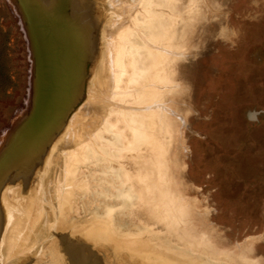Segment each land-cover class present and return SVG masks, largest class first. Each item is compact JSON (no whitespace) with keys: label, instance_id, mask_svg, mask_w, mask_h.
I'll list each match as a JSON object with an SVG mask.
<instances>
[{"label":"rangeland","instance_id":"obj_1","mask_svg":"<svg viewBox=\"0 0 264 264\" xmlns=\"http://www.w3.org/2000/svg\"><path fill=\"white\" fill-rule=\"evenodd\" d=\"M39 1L0 0V264H264V0ZM32 14L87 62L45 132Z\"/></svg>","mask_w":264,"mask_h":264},{"label":"water","instance_id":"obj_2","mask_svg":"<svg viewBox=\"0 0 264 264\" xmlns=\"http://www.w3.org/2000/svg\"><path fill=\"white\" fill-rule=\"evenodd\" d=\"M39 2L44 7L43 10H45V12H49L48 9H46L45 2L43 0H40ZM63 6H64V4L61 1V8ZM16 8H18L17 3H16ZM68 13H69V9H68ZM33 16H35V18H33L32 23L29 24L30 25V27H29L30 33L33 37V47L35 46V49H37V51L39 52L40 55L43 54L41 56V60L43 61L44 70L46 73H48L49 77L52 76L51 85H45L44 88L42 87L43 86V80H40L42 85L39 88V93H37V95H39V97H41V99H42L40 106L42 107L43 105H45V106L48 105L50 107V109L53 110V112L50 115H48L49 119H48L47 125L43 131V132H45V131H47V129H49V128L53 127L55 124H57V121H58L57 119H61L63 114H64V117H66L69 109L73 106L74 102L79 97L80 90H81V87L83 84V80L86 76L85 67H86L87 62L82 64V72L80 73L81 76L79 75V71L77 69L78 67H76L75 63H74V66H72V67L65 64V66H63L64 69H61V68H60V70L57 69L55 66V64H56L55 63V60H56L55 48H54V45L52 43L55 41V38H54V35H55L54 31L55 30H51L49 32V34H51V36L48 35V36H50L49 38H47V36L43 37L42 32H41V30H42L41 26H39L42 23L41 20L38 19L40 16L38 17L36 14ZM22 20L23 19L21 18V21ZM62 20L64 21V18H62ZM47 29L50 30V29H54V28L51 26L50 27L48 26ZM24 30H25V28H24ZM25 32H26V30H25ZM26 35H27V33H26ZM27 38H28V36H27ZM28 43H29V40H28ZM29 47H30V45H29ZM45 47H46V49H45ZM50 49H52L53 51ZM45 50H46V52H45ZM35 52H36V50H35ZM47 52H48L47 56L44 57V54ZM46 63H49L48 67L46 66ZM50 63L54 64V69L56 68V70L59 71L58 73H56L55 70L53 71V64H50ZM37 65H38V63H37ZM51 66H52V69H51ZM77 86H78V88H77ZM75 87L77 88L76 93H75V89H74ZM48 90H49V93L52 95L51 98H48V93H47Z\"/></svg>","mask_w":264,"mask_h":264},{"label":"clouds","instance_id":"obj_3","mask_svg":"<svg viewBox=\"0 0 264 264\" xmlns=\"http://www.w3.org/2000/svg\"><path fill=\"white\" fill-rule=\"evenodd\" d=\"M223 29L221 30V34H223ZM264 114V109H252L249 112L246 113V119L250 123H258L259 122V117Z\"/></svg>","mask_w":264,"mask_h":264}]
</instances>
